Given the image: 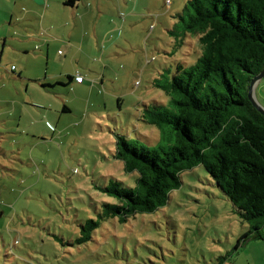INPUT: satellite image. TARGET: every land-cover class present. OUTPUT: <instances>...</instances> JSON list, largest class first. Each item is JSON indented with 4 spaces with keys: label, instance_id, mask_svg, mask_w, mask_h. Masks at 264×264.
Listing matches in <instances>:
<instances>
[{
    "label": "rangeland",
    "instance_id": "obj_1",
    "mask_svg": "<svg viewBox=\"0 0 264 264\" xmlns=\"http://www.w3.org/2000/svg\"><path fill=\"white\" fill-rule=\"evenodd\" d=\"M26 4L0 0V264H219L229 254L223 264H264V232L237 247L250 226L203 165L182 172L165 206L109 218L73 243L113 200L100 187L136 182L116 157L118 135L160 139L143 116L168 100L153 80L194 63L202 44L180 34L189 0H80L48 16L59 24L51 37ZM256 95L264 106V76Z\"/></svg>",
    "mask_w": 264,
    "mask_h": 264
},
{
    "label": "trees",
    "instance_id": "obj_2",
    "mask_svg": "<svg viewBox=\"0 0 264 264\" xmlns=\"http://www.w3.org/2000/svg\"><path fill=\"white\" fill-rule=\"evenodd\" d=\"M186 9L188 17L186 11L179 14L184 21L180 34L183 39L187 33L199 36L202 51L194 63H179L153 80L168 100L145 104L143 116L159 128L160 139L150 145L118 135L116 157L126 172L138 173L136 182L129 186L111 179L100 187L113 200L104 201L98 217L82 224L75 244L92 240L109 218L124 223L165 206L182 184V172L198 165L250 226L237 247L263 238L264 115L250 101L248 88L264 69V0H189Z\"/></svg>",
    "mask_w": 264,
    "mask_h": 264
},
{
    "label": "crops",
    "instance_id": "obj_3",
    "mask_svg": "<svg viewBox=\"0 0 264 264\" xmlns=\"http://www.w3.org/2000/svg\"><path fill=\"white\" fill-rule=\"evenodd\" d=\"M25 1L27 3L26 4L27 7L25 8L27 15H31L32 14L33 17L35 18L38 15V13H42L41 14V16H42V20H41L42 27L45 28L44 29V32L46 34L50 35V37H51L52 33H54V31H56L59 28V24L56 23V22H54V21H52V20H50L52 18L47 19L48 16L50 14L53 15L54 14V11L55 12L60 11L61 8H66V7H68V8H74V7H76L75 5L67 4L66 3L67 0H25ZM78 24H79V21L77 20V25ZM71 33L72 32H69V34H71ZM54 37H57V36H54ZM69 37H70V40L69 41L68 40L65 41L64 42V46H65V48L67 50L68 55L70 56L71 53L73 52L72 42L76 38L72 34L69 35ZM32 38H34V37L32 36ZM54 40H57V38H55ZM40 41H41V43L43 41H45L48 44H50L51 42H53V40L44 39V38L41 39ZM43 47H44V45H43ZM49 52H50V45H49V47L46 50V53H49ZM67 75L72 76V79H71V81H69V83L71 82V83L75 84V86H77V88H83L85 86V83L87 82L86 81V77H85L84 82L79 83L74 78L75 77V74L68 73ZM49 122L50 121H48V124L50 125L51 122L50 123ZM242 246H244V245H242Z\"/></svg>",
    "mask_w": 264,
    "mask_h": 264
},
{
    "label": "water",
    "instance_id": "obj_4",
    "mask_svg": "<svg viewBox=\"0 0 264 264\" xmlns=\"http://www.w3.org/2000/svg\"><path fill=\"white\" fill-rule=\"evenodd\" d=\"M264 76V69L258 73L255 77L252 78L249 88H248V97L250 101L252 102L253 106L264 115V106L260 103V101L257 98L256 95V87L258 84V81Z\"/></svg>",
    "mask_w": 264,
    "mask_h": 264
},
{
    "label": "built area",
    "instance_id": "obj_5",
    "mask_svg": "<svg viewBox=\"0 0 264 264\" xmlns=\"http://www.w3.org/2000/svg\"><path fill=\"white\" fill-rule=\"evenodd\" d=\"M74 78L79 83H82L85 80V76L81 73H77Z\"/></svg>",
    "mask_w": 264,
    "mask_h": 264
}]
</instances>
